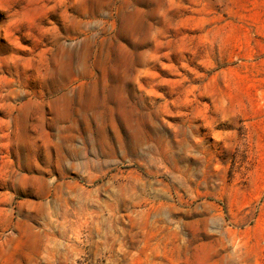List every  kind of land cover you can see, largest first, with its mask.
<instances>
[{
	"label": "clouds",
	"instance_id": "9594fccd",
	"mask_svg": "<svg viewBox=\"0 0 264 264\" xmlns=\"http://www.w3.org/2000/svg\"><path fill=\"white\" fill-rule=\"evenodd\" d=\"M0 15L8 45L0 52V197L7 206L0 264L51 259L45 230L85 204L98 209L90 227L105 225L110 234L116 201L127 216L120 217L127 247L116 252L129 260L253 264L264 247L252 232L264 196L248 206L228 201L256 179L250 169L264 109L229 99L217 81L226 60L244 63L222 40L242 30L257 46L251 71L264 88V0H0ZM192 31L198 35H186ZM218 127L232 131L217 136ZM121 168L147 177L113 174ZM192 186L223 209L216 224L204 218L205 201ZM58 189L73 207H50ZM13 215L18 223L41 219L44 228L14 235ZM73 235L89 243L87 232Z\"/></svg>",
	"mask_w": 264,
	"mask_h": 264
},
{
	"label": "rangeland",
	"instance_id": "374dc122",
	"mask_svg": "<svg viewBox=\"0 0 264 264\" xmlns=\"http://www.w3.org/2000/svg\"><path fill=\"white\" fill-rule=\"evenodd\" d=\"M219 9L217 8V11ZM0 22H3V16L0 15ZM242 30H233L222 37L223 42L226 45H231L232 54L237 55V59L244 61L240 67L236 66V61L226 60L225 67L222 71L221 78L217 81L220 88H222L228 95L229 99H235L237 103L244 104L245 101L256 110L264 109V88L258 87L254 83V79L259 78V73L256 72L255 76L251 69L255 65V55L257 46H254L252 41H245L241 35ZM186 35L196 36L197 32L192 31L186 33ZM264 44V41L261 42ZM8 45L6 41L0 39V52H6ZM167 63V61H165ZM172 64L175 65L176 61L172 60ZM165 79H176L175 76L168 74L165 75L164 71L159 73ZM187 74V73H184ZM231 128L216 129L217 136L223 137L225 134L231 132ZM4 129L0 126V143L4 141ZM256 146L259 149L257 159L251 164V169L256 171V179L253 180L251 187L245 191L243 188H239L233 193L232 199L228 201L229 207L233 204L236 207L248 206L251 201L256 198L264 196V137H260ZM247 159V156L245 157ZM235 161L232 160L229 163V167H235ZM243 166V165H241ZM132 173L139 179H146L147 173L140 172L139 170L121 168L118 173H113L118 176H126ZM235 177V173H233ZM73 179H75L73 177ZM79 183V182H78ZM193 187V195L199 194L204 199L206 207L204 208V218L210 225H214L218 222L216 213L222 212L223 209L212 195H205V190L199 186ZM4 189H0V193L4 192ZM7 191H11L10 189ZM87 191V189H86ZM62 190H57V193L50 194V207H63L66 204L69 208L73 207L72 201L61 202L58 199V195ZM17 195V194H13ZM83 195V193H81ZM22 199H31L26 197H20ZM102 199V197H101ZM33 205L40 203V200H32ZM7 206L4 204L2 197H0V233L4 232V209ZM117 211L114 213V218L111 223L110 234L105 225H100L99 230L95 227H90L92 221L89 219V215L97 212V208L85 204L78 213L75 215H69L66 218V222L63 225H57L55 227L50 226L51 230H45L47 235L45 237L46 245L48 247V254L51 259L46 260L43 264H140L139 260H129L123 253H117L116 248L121 243H127L124 237L127 235V231L121 232L124 228V223L120 217L127 219L124 211V206L116 201ZM143 207V205H141ZM233 207V211L236 210ZM155 204L148 209V216L151 218ZM243 208H241V211ZM27 211V209H25ZM33 216L39 214L33 208ZM79 217L77 219L76 217ZM60 217H58L59 219ZM11 224L16 225L12 227L10 225L9 230L14 235H19L22 230L28 229H43L44 224L41 223V219H26L24 216L19 217L20 223L17 222V218L13 215L11 218ZM93 219L98 217L93 216ZM198 219V218H196ZM82 222V223H81ZM76 233L80 239H84V234L87 232L88 244H81L73 233ZM252 232L257 241L264 238V216H259L252 228ZM2 239V236H0ZM44 245H42V248ZM253 264H264V247H259L256 253Z\"/></svg>",
	"mask_w": 264,
	"mask_h": 264
}]
</instances>
